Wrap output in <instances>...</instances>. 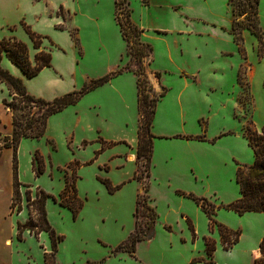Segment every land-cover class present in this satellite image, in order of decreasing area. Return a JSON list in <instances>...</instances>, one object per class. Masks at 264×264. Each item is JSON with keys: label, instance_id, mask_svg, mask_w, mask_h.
<instances>
[{"label": "crops", "instance_id": "1", "mask_svg": "<svg viewBox=\"0 0 264 264\" xmlns=\"http://www.w3.org/2000/svg\"><path fill=\"white\" fill-rule=\"evenodd\" d=\"M29 1L32 3V7L34 4L38 5L42 2V9L36 12L35 19L37 21L45 20V30L37 29L36 25L26 20L24 12L19 9V6H16L19 0H16L12 7L9 0H0V40L15 38L24 43L28 48V56L32 64L37 53L40 51L50 52V67L43 68L33 78H26L20 69L5 56L1 59L0 67L13 77L21 79L31 96L52 101L81 89L92 80L119 70L121 73L83 95L75 105L61 111L73 110L74 115L87 118V127L92 131L93 137L83 138L77 152H89L88 159L80 162L76 158V151L69 149L73 157L63 165H54L51 160L53 151L43 153L40 148H35L30 158L32 174L34 175L32 159L35 151H38L43 157L45 171L37 178L34 176L33 184H25L18 179L22 185L21 188L29 186V189H41L42 186L39 183L45 177L50 182L56 179L62 181L61 192L64 189L65 176L60 169L66 168L72 163H78L77 172L81 167H94V181L102 184L110 196L121 198L130 185L135 187L131 208V234L134 229L133 214L136 199L141 191L140 183L134 179L138 170L136 151L139 105L137 77L133 69L125 70L128 63L126 43L121 36L119 26L115 18L112 25H106L100 7L98 5L89 7L88 3L83 0H61L56 4L54 10H50L47 0ZM133 1L138 2L142 9L153 12L151 9L153 0H147V3L132 0L128 4L129 7ZM156 1L166 3V0ZM202 1L218 3L217 0ZM162 6L160 4V8ZM226 6L229 7L227 0ZM183 7L178 2L171 6L173 12L179 13V15H174L176 17L175 25L170 30L166 25L152 27L143 24L137 25L133 21V12L129 9L132 23L142 31L141 41L152 48L146 70L149 83L155 92L165 89V95L156 106L150 130L153 140L147 196L149 205L157 214V221L153 238L139 242L136 246L138 252L140 245L146 244L149 258H152L157 264H209L205 238H210L215 242V250L221 248L218 232L210 231L208 217L200 206L190 198V195L204 198L216 208L233 203L240 198L237 183H235L238 190L236 196L231 188L229 190L222 188L219 171L226 161L231 163L239 161L236 150L244 147L251 150L243 135L244 120L241 116L244 115V111L239 100L243 91L240 79L243 81L251 79V69L255 64L260 65L264 60L260 58L261 62L258 63L256 60L250 61L245 46L249 36L247 31L242 32V42L237 44L230 33L233 23V17L230 14L227 20L218 21L215 17L186 15L182 10ZM112 13L115 15L114 0ZM2 14L10 15L12 20L7 21ZM195 22L207 28L215 49L211 52L207 48L198 47L188 52L180 45L176 48L167 45V48L162 51L164 64H160L155 56L153 42L166 39L165 37L169 36H184L182 38L190 39L192 36L199 35L201 32L191 27ZM26 28L42 38L39 49L33 48ZM189 59L192 63L187 65L186 62ZM79 72L84 73L85 76L80 85L75 81V75ZM156 74L159 76L157 77ZM0 88L5 90L4 95L0 96L2 104V101L9 96L3 84H0ZM217 92H219L217 99L230 105V115L234 120L236 131L207 137L203 134L201 122L204 123V120L208 119L211 110L209 107L202 109V99H207L209 93ZM2 106L4 107L3 104ZM4 109L9 114V121L6 125L0 124V157L6 150L11 152V200L13 152L11 148L4 147V144L11 137L12 119L8 110L5 107ZM255 110H253V117ZM215 112H219V110ZM254 126L256 128V125ZM71 137L72 132L69 134L70 139ZM197 137L203 139L200 140ZM46 141L53 143L49 137L46 138ZM52 150H55L54 146ZM211 177H213L212 180ZM102 180H107L111 186L124 185L113 194H109L101 182ZM76 189L77 196L81 200L78 182ZM258 214L261 213H245L239 216L232 211L219 208L214 218L217 223L227 229L238 231L240 239L242 230L233 226L234 218H245ZM8 216H14L10 215L9 208ZM247 219L253 221L249 222V227L253 231L256 228V220ZM18 221L21 222L20 220L15 221L16 241V223ZM189 223L192 226V231L189 229ZM263 237L264 235L261 234L255 242L256 246L252 249L253 258L260 256L258 245ZM4 244L8 246L10 240L6 239ZM133 259L136 257L134 256ZM102 261L104 260L102 259ZM92 263L97 264V262ZM143 263L148 264L147 261ZM211 264H216L214 258Z\"/></svg>", "mask_w": 264, "mask_h": 264}, {"label": "rangeland", "instance_id": "2", "mask_svg": "<svg viewBox=\"0 0 264 264\" xmlns=\"http://www.w3.org/2000/svg\"><path fill=\"white\" fill-rule=\"evenodd\" d=\"M59 1L61 0H47V5H49L50 10H54ZM83 1L88 3L87 5L89 7L95 5L100 7L106 25H112L114 23L115 15L112 13L113 0ZM123 1L124 4L120 6L121 9L123 12L131 9L133 12V21L137 25L143 24L150 27L166 25L169 30L175 25V16L179 15V13H174L171 9V6L177 2L184 6L182 10L185 11L186 15L194 14L196 16L215 17L218 21H225L228 19L229 14L231 15L230 8L226 6V0H217L218 3L215 1L214 3L209 1L205 3L202 0H166V3H158L156 0H153L151 9L154 13L142 9L136 1H133L131 7L128 4L132 0H120L121 3ZM140 1L145 3L146 0ZM9 2L12 7L16 3V0H9ZM160 4L163 5L162 8H160ZM16 6H19V9L24 12L26 20L36 25L37 29L45 30V20L37 21L35 19V16H37L36 12L42 9V2L38 5L34 4L32 7V3L29 0H19ZM2 16L7 21L12 20L10 15L2 14ZM122 19L124 20L123 17ZM191 27L200 31L201 34L192 36L190 39L182 38L184 36H169L165 37L166 39H159L153 42L152 46L155 56L160 64H164L162 51L167 48V45L171 48H176L180 45L185 50H188V52L198 47L207 48L211 52L215 49L211 36H209V31H207L204 25L195 22ZM258 28L264 40V0H259ZM248 34L249 36L246 39L245 46L249 59L251 62H254V60L257 63L261 62V59L257 57V40L249 32ZM149 60L150 57H148L145 63L142 62L144 73L140 77V80L146 81L142 85L143 93L152 97L153 94H159L160 91L155 92L147 78L146 70L148 69ZM191 63L192 61L190 59L186 62L187 65ZM138 64L137 61H130L128 58V67L130 66L134 71L137 70ZM251 71V79L248 81L241 79L243 94L239 100L244 111V115L241 117L244 120L243 130L249 128L259 133L264 125V60L260 65L255 64ZM83 74L79 72L75 75L76 84H82L85 78ZM4 93V88H0L1 97ZM217 95H219V92L209 93L207 99H202V109L209 107V110H211L208 119H205L204 123L201 122L203 134L207 137L216 136L224 132L236 131L234 120L230 115L229 103L217 99ZM7 99L11 101V97ZM141 108L145 109L144 105ZM254 109L256 110L253 117ZM150 110L151 108L148 107L147 111ZM216 110H219V112H215ZM140 115L139 113V118H141ZM8 121L9 114L0 102V124L6 125ZM87 124L86 117L81 115L76 116L73 110H67L48 119L46 134L40 140H22L16 156L19 181L25 184L34 183L30 158L35 148H40L43 153H51L53 151L51 160L54 165H63L73 157L69 149L76 151V158L80 162L87 160L89 152H77V148L83 138L90 139L93 137V133L89 130ZM254 125H256V128ZM71 132L72 137L70 139L69 134ZM47 137L51 138L53 143L46 141ZM67 144L69 145L67 146ZM52 145L55 147V150H52ZM235 152L240 162L235 161L231 163L230 161H226L220 167L219 171L222 188L224 190L231 188L235 194L234 196L238 194L235 184L236 166L237 169L238 167H247L253 161L252 152L248 147L240 148ZM136 161L138 170L135 176L140 178V181H138L141 185L139 194H142L147 182L146 162L144 158ZM78 168V163H72L68 167L60 169L63 172L62 174L68 177L69 181H71L72 176L75 178V187L78 182L83 207L75 220L72 217L71 211L59 205V195L63 191L60 192L62 181L56 179L50 182L44 177L39 183L42 186L41 189L53 195L46 201L47 219L56 235L62 240L57 245V253L52 258H47L48 264L51 262L53 264H94L92 262H97V264H144L143 262L145 261L148 264H157L152 258H149L150 255L146 244L140 245L139 251H136L134 255L136 259H133L123 252L113 253L115 248L123 244L130 235L132 229L131 208L135 187L130 185L126 193L122 194L121 198L119 196L113 197L106 193L102 184L94 181V167H81L77 172ZM212 179L213 177H211ZM10 190L11 152L6 150L0 157V264H44V253L47 256L51 254L50 241L46 233L34 239L25 232L23 242H17L15 240V221L20 220L24 222L27 219L26 205L30 202L26 201L25 193L29 191L32 198H34L38 189L21 188L22 204L25 209L18 217L8 216V208L11 202ZM28 208L30 210V206ZM247 218L256 220V228L253 231L249 227V222L253 221ZM139 221L140 223H144L147 219L140 215ZM233 226L242 230V237H240L238 244H235L228 251H224L222 247L215 250L213 254L214 262L216 264H252V260L259 258H253L252 249L256 246L255 242L257 238L261 234L264 235V215L258 214L245 218H234ZM6 239L10 240L8 246L4 244Z\"/></svg>", "mask_w": 264, "mask_h": 264}, {"label": "trees", "instance_id": "3", "mask_svg": "<svg viewBox=\"0 0 264 264\" xmlns=\"http://www.w3.org/2000/svg\"><path fill=\"white\" fill-rule=\"evenodd\" d=\"M147 3V0L145 1ZM115 4V20L119 26L121 36L126 43V55L130 61H137L138 68L134 71L137 77L138 89V105L141 118L138 121V145L136 151V160L144 158L147 169V182L142 194H138L134 210V229L127 240L117 246L113 253L124 252L134 258L136 246L139 242L148 241L153 238L154 228L157 221V214L148 203V177L152 153L151 126L156 110V106L160 99L165 95V89L159 94H153L150 97L143 93L140 77L144 73L142 62L150 57L152 48L141 41V30L132 23L130 11L123 12L121 5L124 4L120 0H114ZM230 8L233 23L230 33L233 35L237 44L242 42L241 34L248 31L257 40V55L264 59V40L258 28V7L259 0H227ZM124 18V20L122 19ZM26 32L32 42L34 49H39L41 45V37L32 33L28 28ZM5 56L13 65L18 67L26 78L35 77L43 68L50 67V52L40 51L35 55L33 64L29 60L27 46L15 38L0 40V62ZM143 63V64H144ZM125 70H131V67H125ZM121 73V70L105 75L101 78L90 81L77 91L70 92L62 97L55 98L52 101H45L31 96L21 79L15 78L7 71L0 67V84H3L11 97V101L4 99L2 104L11 115L12 133L9 141L4 147L11 148L12 155V196L9 206L10 215L19 216L24 211L22 204L21 187L17 177V148L21 139L42 138L46 131L47 120L50 116L61 112L65 108L75 105L80 98L90 91L95 90L99 86L107 83L111 78ZM145 75V74H144ZM158 77L159 75L156 74ZM146 80V77H145ZM241 84V79H240ZM242 85V84H241ZM144 105V108H141ZM150 107L151 110L147 111ZM243 135L247 139L249 147L253 153V162L247 167H238L236 172V183L239 186L240 198L233 203L219 207L235 214L242 216L245 213H261L264 214V125L260 132L252 131L249 128L243 130ZM202 140V137H197ZM32 169L35 178L41 176L45 171V163L43 157L38 151L34 152L32 159ZM136 181H140L135 176ZM109 194H113L119 190L124 184L111 186L107 180L101 181ZM29 189V186H24ZM26 201L30 202L26 205L27 219L24 222L16 223V239L23 241V234L27 232L30 236L38 238L42 233L48 235L50 241L51 254H44V264H48L47 258H52L57 252V245L62 240L56 235L55 231L49 224L47 219L46 201L51 196L43 190L38 189L32 198L29 191L25 193ZM190 198L200 206L201 210L209 219V228L213 232L216 230L220 237V244L224 251L230 250L238 243L240 233L232 231L217 223L215 220L216 208L213 204L204 198H197L190 195ZM59 205L68 209L72 213L73 219H76L82 209L83 203L77 196L75 187V178L72 176L71 181L68 177L64 179V189L59 195ZM30 206V210L28 208ZM147 219L144 223H140L139 216ZM192 231V226L188 224ZM194 238V236H193ZM205 248L208 256V263L211 264L215 251V242L210 238H205ZM259 258L254 259L252 264H264V238L258 245ZM53 261V259H52ZM50 264H53L52 262Z\"/></svg>", "mask_w": 264, "mask_h": 264}]
</instances>
